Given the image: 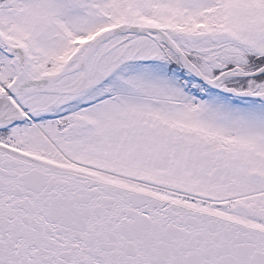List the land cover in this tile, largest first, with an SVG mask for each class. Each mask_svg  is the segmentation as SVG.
I'll return each instance as SVG.
<instances>
[{
	"label": "snow or ice",
	"instance_id": "obj_1",
	"mask_svg": "<svg viewBox=\"0 0 264 264\" xmlns=\"http://www.w3.org/2000/svg\"><path fill=\"white\" fill-rule=\"evenodd\" d=\"M0 264H264V0H0Z\"/></svg>",
	"mask_w": 264,
	"mask_h": 264
}]
</instances>
